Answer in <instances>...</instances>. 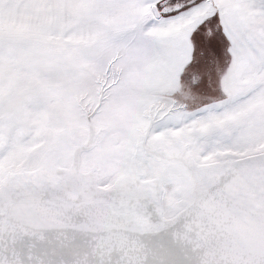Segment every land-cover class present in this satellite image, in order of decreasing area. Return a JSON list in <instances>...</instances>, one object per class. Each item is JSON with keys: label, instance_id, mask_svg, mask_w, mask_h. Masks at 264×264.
Segmentation results:
<instances>
[{"label": "snow or ice", "instance_id": "obj_1", "mask_svg": "<svg viewBox=\"0 0 264 264\" xmlns=\"http://www.w3.org/2000/svg\"><path fill=\"white\" fill-rule=\"evenodd\" d=\"M0 264H264V0H0Z\"/></svg>", "mask_w": 264, "mask_h": 264}]
</instances>
